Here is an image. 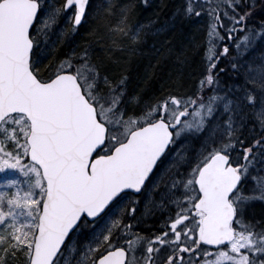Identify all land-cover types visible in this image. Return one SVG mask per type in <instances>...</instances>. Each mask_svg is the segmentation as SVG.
Instances as JSON below:
<instances>
[{
    "label": "snow or ice",
    "instance_id": "obj_1",
    "mask_svg": "<svg viewBox=\"0 0 264 264\" xmlns=\"http://www.w3.org/2000/svg\"><path fill=\"white\" fill-rule=\"evenodd\" d=\"M90 7L0 0V170L24 177L0 191V264H59L73 234L122 201L76 264H264V210L251 208L264 203V60L242 73L230 60L243 81L228 86L218 67L230 54L222 41L242 31L247 49L264 32V17L259 32L250 23L264 0H182L181 17L208 16L207 55L182 93L179 77L158 88L133 80L128 65L144 37L132 0L107 32L93 23L58 63H45L41 38L61 15L62 37L77 33ZM150 181L163 227L148 236L133 221Z\"/></svg>",
    "mask_w": 264,
    "mask_h": 264
},
{
    "label": "trees",
    "instance_id": "obj_2",
    "mask_svg": "<svg viewBox=\"0 0 264 264\" xmlns=\"http://www.w3.org/2000/svg\"><path fill=\"white\" fill-rule=\"evenodd\" d=\"M153 1L132 0L135 3V11L131 20H136L137 24L139 20L143 19L147 11V5H151ZM176 1L165 0L160 15L168 16L167 12ZM186 2H189V0H186ZM193 2L212 3L214 5L216 0H193ZM128 5L129 0H91L89 19L79 27L77 33L67 32L62 38L58 39L56 42L57 47L55 49L52 48L45 58H43L44 62L48 63L51 60L53 63H58L59 58L62 57L66 49H70L74 45L81 43L85 38L86 30L93 23H99L101 31L107 32L119 20L121 10ZM261 17H264V10L257 9L256 18L250 20V23L255 25L256 31H259V19ZM199 18H203V22L206 21L208 23L207 11L205 10L199 16L192 15L191 17H186L180 22H178L179 18H174L171 21V25L167 26L163 33L154 37L148 35V43L141 41L135 55L131 58L130 65H128L133 80L142 83L145 77H150L148 87L158 88L159 83L167 77H179L182 87L177 89V91L181 93L188 91L194 79L198 77L207 55L208 37L205 32H202L203 29L198 30V28L204 27L193 21ZM66 28H68V24ZM220 31L223 32L222 29ZM145 32L147 33V31ZM61 39H63V43H61ZM96 47L99 48V45H96ZM113 55L119 57L122 56V53L119 50H115ZM158 61L159 63H157ZM223 64L224 62L220 60L218 67H223ZM121 66H125L123 61H121ZM227 72L226 70L225 73H219L220 80L225 86L229 84V77L226 76ZM253 174H257L255 169H253ZM252 183L253 181L249 179L250 186ZM251 208L252 214L255 217H259L261 211L264 210V203L258 200L253 201Z\"/></svg>",
    "mask_w": 264,
    "mask_h": 264
},
{
    "label": "rangeland",
    "instance_id": "obj_3",
    "mask_svg": "<svg viewBox=\"0 0 264 264\" xmlns=\"http://www.w3.org/2000/svg\"><path fill=\"white\" fill-rule=\"evenodd\" d=\"M165 0H154L153 3L150 5H147V11L145 13V16L143 19L139 20V22L136 24V20L133 21L134 26H140L143 25V39L142 41L144 43H148L149 40L147 39V36L150 35V37L158 36L161 33H163L164 29L171 25V21L174 18H179L178 22H180L182 19H185L186 17H181L176 15L177 8L181 6L182 0H177L175 4L170 8V10L167 12L168 16L160 15L161 10H163L162 5ZM183 2L186 4V0H183ZM46 3L49 5H55L57 3V0H46ZM176 15V16H175ZM194 22H197V24H201L204 28H198L203 29L202 32L206 33L207 35V22H203V18L194 19ZM68 22L65 16L61 15L58 18V22L54 25V27L50 30V33L48 35V40L45 41L43 38H41V43L45 45L46 48H48V51L46 52L45 56L52 50L50 43L54 41L55 43L58 41V39L62 38L61 35V28H66ZM147 27L145 30L144 28ZM149 30V31H148ZM147 31V33L145 32ZM259 32V31H258ZM242 31L237 32L236 34V41L232 44L233 46H229L230 54H225L221 57V60L224 62V65L227 63L229 67V71L227 72V77H229V84H234L235 82L243 81L242 75L233 76L232 70L230 67L229 61L236 62L240 64L242 67L240 69L241 73L243 72V69L248 68L249 64L257 65L261 63L262 60H264V32H261L259 35H257L256 39L251 42V45L244 49L242 48L243 41L240 40V37L242 36ZM204 39V38H203ZM226 41V40H224ZM234 41L231 40L232 43ZM239 42V43H237ZM222 43V42H221ZM220 47V43H217L216 48ZM233 47V48H232ZM45 56L43 58H45ZM231 74V76H230ZM191 87L188 88V91H190ZM249 124L252 123L251 120L248 122ZM246 135H250V133L245 130ZM179 147V145L177 146ZM177 160H179V153L176 154L175 157ZM171 159V157H170ZM16 179V180H23L24 177L19 174L16 170L12 169H5L0 170V191H8L10 190L11 186H8L5 184V181ZM166 176H156L153 177L154 181H164L166 180ZM24 185H21L23 187ZM250 187L249 181L244 186V191H248ZM138 204H137V211L136 216L139 218V223H136L133 221L134 228L133 231L136 229H139L142 233L145 235L150 236L153 232V230H158L163 227L162 219L163 217L160 214V208H159V190L153 189L152 182H149V187L145 188L141 195H139ZM124 201L114 205L109 209L108 216L105 217L104 220L98 221L97 225L95 227L90 228L88 225L82 226V228L75 234H73L72 239L68 241V246L65 249V252L61 255L59 264H76L77 260L82 259L80 253L88 246V243L92 240V237L95 235L97 231H99L103 226L105 221L109 217H113L115 215L120 214V209L123 207ZM174 214V213H173ZM125 223L128 221L125 220ZM139 247V246H137Z\"/></svg>",
    "mask_w": 264,
    "mask_h": 264
},
{
    "label": "flooded vegetation",
    "instance_id": "obj_4",
    "mask_svg": "<svg viewBox=\"0 0 264 264\" xmlns=\"http://www.w3.org/2000/svg\"><path fill=\"white\" fill-rule=\"evenodd\" d=\"M141 194H142V193H141ZM141 194H140V195H141Z\"/></svg>",
    "mask_w": 264,
    "mask_h": 264
}]
</instances>
